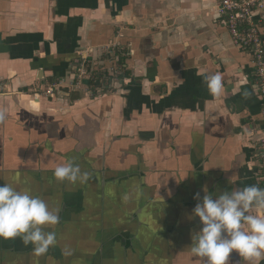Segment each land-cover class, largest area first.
Listing matches in <instances>:
<instances>
[{
	"label": "crops",
	"instance_id": "crops-1",
	"mask_svg": "<svg viewBox=\"0 0 264 264\" xmlns=\"http://www.w3.org/2000/svg\"><path fill=\"white\" fill-rule=\"evenodd\" d=\"M218 2L0 0V185L60 218L44 255L0 238V264H205L190 251L194 194L264 188L255 59ZM215 73L219 96L201 75ZM67 161L88 179L57 180Z\"/></svg>",
	"mask_w": 264,
	"mask_h": 264
},
{
	"label": "clouds",
	"instance_id": "clouds-1",
	"mask_svg": "<svg viewBox=\"0 0 264 264\" xmlns=\"http://www.w3.org/2000/svg\"><path fill=\"white\" fill-rule=\"evenodd\" d=\"M201 75L208 91L219 96L224 77L219 73ZM6 116L5 111H0V121ZM53 175L61 182L67 180L72 184L88 179V173L72 161L56 165ZM203 191L202 198L199 192L193 196L198 201L193 215L199 217L202 227L192 236L191 254L206 258L205 264H229L230 255L235 251L244 264H261L264 261V188L246 185L220 193L215 199L206 186ZM59 219V208L50 209L41 197L9 183L0 185V238L19 237L25 246L32 245L34 255L41 256L57 243L55 231L46 229L57 225ZM62 251L65 256L72 254L67 246Z\"/></svg>",
	"mask_w": 264,
	"mask_h": 264
},
{
	"label": "built area",
	"instance_id": "built-area-1",
	"mask_svg": "<svg viewBox=\"0 0 264 264\" xmlns=\"http://www.w3.org/2000/svg\"><path fill=\"white\" fill-rule=\"evenodd\" d=\"M217 10L234 43L250 50L254 55L256 80L262 97L264 120V41L260 29L264 23V0H219ZM85 61L80 65L79 78L89 76ZM60 86V83L51 84L45 91L46 95L53 96ZM257 146L258 155L264 167V127L259 131Z\"/></svg>",
	"mask_w": 264,
	"mask_h": 264
},
{
	"label": "trees",
	"instance_id": "trees-1",
	"mask_svg": "<svg viewBox=\"0 0 264 264\" xmlns=\"http://www.w3.org/2000/svg\"><path fill=\"white\" fill-rule=\"evenodd\" d=\"M95 83H99V82H95Z\"/></svg>",
	"mask_w": 264,
	"mask_h": 264
},
{
	"label": "rangeland",
	"instance_id": "rangeland-1",
	"mask_svg": "<svg viewBox=\"0 0 264 264\" xmlns=\"http://www.w3.org/2000/svg\"><path fill=\"white\" fill-rule=\"evenodd\" d=\"M114 76V75H113ZM107 78H108V76H107Z\"/></svg>",
	"mask_w": 264,
	"mask_h": 264
}]
</instances>
